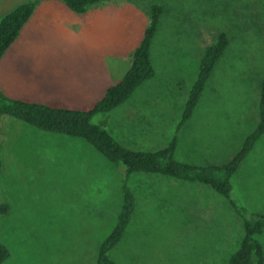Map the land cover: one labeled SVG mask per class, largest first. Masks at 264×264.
Returning <instances> with one entry per match:
<instances>
[{
    "label": "rangeland",
    "instance_id": "1",
    "mask_svg": "<svg viewBox=\"0 0 264 264\" xmlns=\"http://www.w3.org/2000/svg\"><path fill=\"white\" fill-rule=\"evenodd\" d=\"M29 1L0 0V21ZM155 2L164 6L151 53L155 76L93 121L104 123L128 148H165L182 119L204 49L225 33L228 48L193 117L181 127L176 158L183 142L190 148L197 127L207 131L201 122L212 113L230 132L223 155L180 160H230L260 119L264 0H103L85 13L61 0H43L0 60V88L52 106L93 107L131 68ZM88 80L96 83L89 94L65 90ZM0 126V205L9 206L0 209V239L11 252L4 264H98L99 247L124 204L125 167L81 137L39 129L8 114ZM233 177L232 195L264 212V201L257 204L258 196L264 198V135ZM243 182L250 184L244 193ZM128 184L136 209L111 251L118 264H230L245 223L224 195L208 184L159 173L134 172ZM257 237L264 246V231Z\"/></svg>",
    "mask_w": 264,
    "mask_h": 264
},
{
    "label": "trees",
    "instance_id": "2",
    "mask_svg": "<svg viewBox=\"0 0 264 264\" xmlns=\"http://www.w3.org/2000/svg\"><path fill=\"white\" fill-rule=\"evenodd\" d=\"M43 0H32L17 6L0 21V60L9 47L19 37L26 22ZM72 11L85 13L93 5L103 0H61ZM164 6L153 3L151 20L146 27L142 40L136 48L131 68L124 78L110 86L106 95L89 109L52 106L48 103L15 98L0 88V122L5 114L15 116L39 129L81 137L89 141L110 161L125 167L123 178L124 204L119 220L113 231L102 241L98 251V264H118L111 251L122 241L136 209V198L128 181L134 172L159 173L178 179L199 181L212 186L224 195L243 218L245 235L239 248L231 255L230 264H264V246L257 235L264 231V212L250 210L232 195L233 175L241 163L254 149L264 135V81L261 87L260 120L250 132L241 148L224 164L199 165L176 158L179 131L194 114L212 73L229 45V37L220 33L217 40L206 46L202 54L197 78L185 104L182 119L168 146L158 150L142 151L128 148L119 142L104 123L93 121L101 112H111L128 101L135 90L156 74L151 53L155 35L159 28ZM1 130V126H0ZM4 170L3 142L0 139V176ZM1 211H8L7 204L0 205ZM8 246L0 239V264L10 257Z\"/></svg>",
    "mask_w": 264,
    "mask_h": 264
},
{
    "label": "crops",
    "instance_id": "3",
    "mask_svg": "<svg viewBox=\"0 0 264 264\" xmlns=\"http://www.w3.org/2000/svg\"><path fill=\"white\" fill-rule=\"evenodd\" d=\"M16 41V40H15ZM12 46V45H11ZM10 46V47H11ZM9 47V49H10ZM8 49V50H9ZM8 50L6 51V53L8 52ZM5 53V54H6ZM4 57V56H3ZM107 78V76H106ZM95 90L96 88V83H91L90 80H88L87 82L84 83V86L82 88L77 87V85H74L73 87H67L65 90L69 89V91H67V93H71L73 91L70 92V90H82L81 93L83 94H89L91 91L90 88H92ZM64 90V91H65ZM64 91L62 93H64ZM55 93V92H53ZM198 106V105H197ZM211 110L216 112V108L211 106ZM195 112V111H194ZM129 117L128 118H135L134 115L130 116V113L127 114ZM194 115V114H193ZM192 115V117H193ZM191 117V118H192ZM249 119V118H248ZM247 120V119H246ZM260 120V119H259ZM179 123V120H178ZM203 126H205L204 129H206L207 131L204 132V134L200 131V128H196L197 130V134L195 136L194 132L192 134V137L190 136L191 131L189 133V136L187 137H191V143H190V148L184 147V142L183 144L179 147V157L180 159H194V160H198V159H209V160H214L217 159L219 156L223 155V145L229 142L228 138L230 136V132L229 130L225 129L224 124H220L218 122V116H215L214 114L211 113V115H207L203 118L202 122ZM185 124V123H184ZM177 127V126H176ZM183 128V127H182ZM179 131V134L181 133V130ZM128 129V128H127ZM132 132V131H131ZM134 133V132H133ZM142 134V136H147V134L145 132H139ZM134 134H138V132L134 133ZM196 141V142H195ZM179 142H180V138H179ZM201 144H205V146H201ZM179 146V143H178ZM155 150V149H154ZM178 150V148H177ZM177 153V152H176ZM236 154V153H235ZM234 154V155H235ZM233 155V156H234ZM232 156V157H233ZM179 159V160H180ZM229 159H224L221 160V162L218 163H213L212 161L209 162V164H203L201 162H188V163H193V164H199V165H211V164H224L228 161ZM231 160V159H230ZM229 160V161H230ZM182 161V160H181ZM225 161V162H224ZM187 162V161H185ZM244 162V161H243ZM242 162V163H243ZM241 163V164H242ZM241 167V165H240ZM240 167L237 170V172L235 173L238 174L240 172ZM234 176V175H233ZM234 177H232L233 179ZM233 182V180H232ZM234 186V185H233ZM250 189V184L248 183H244L242 184L241 190L244 191H248ZM234 190V189H233ZM258 201L257 204L259 205L260 203H263L264 198H260L259 196L257 197ZM246 205V204H245ZM248 207V206H247ZM249 208V207H248Z\"/></svg>",
    "mask_w": 264,
    "mask_h": 264
}]
</instances>
